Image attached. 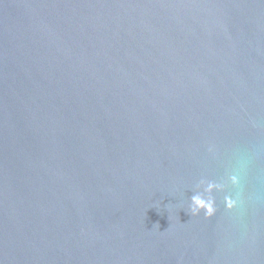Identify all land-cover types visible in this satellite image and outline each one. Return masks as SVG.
Returning <instances> with one entry per match:
<instances>
[{"label":"water","instance_id":"95a60500","mask_svg":"<svg viewBox=\"0 0 264 264\" xmlns=\"http://www.w3.org/2000/svg\"><path fill=\"white\" fill-rule=\"evenodd\" d=\"M0 264H264V0H0Z\"/></svg>","mask_w":264,"mask_h":264},{"label":"clouds","instance_id":"9594fccd","mask_svg":"<svg viewBox=\"0 0 264 264\" xmlns=\"http://www.w3.org/2000/svg\"><path fill=\"white\" fill-rule=\"evenodd\" d=\"M204 182L201 181V184ZM241 183L240 177H232V184L239 188ZM218 188V185L214 183H207L204 188V192L208 195L196 194L191 197V203L189 207L190 214L192 216H199L203 213L206 219H210L216 215L217 208L215 205V200L211 196V192ZM240 198L233 197L232 195H226L224 197V206L228 212H232L240 206Z\"/></svg>","mask_w":264,"mask_h":264}]
</instances>
